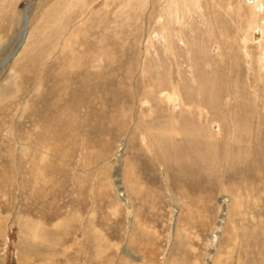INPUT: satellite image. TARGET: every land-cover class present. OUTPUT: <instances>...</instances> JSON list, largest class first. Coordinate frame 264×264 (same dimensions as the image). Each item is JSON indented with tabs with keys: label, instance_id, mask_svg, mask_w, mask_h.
Masks as SVG:
<instances>
[{
	"label": "rangeland",
	"instance_id": "obj_1",
	"mask_svg": "<svg viewBox=\"0 0 264 264\" xmlns=\"http://www.w3.org/2000/svg\"><path fill=\"white\" fill-rule=\"evenodd\" d=\"M0 264H264V0H0Z\"/></svg>",
	"mask_w": 264,
	"mask_h": 264
},
{
	"label": "bare ground",
	"instance_id": "obj_2",
	"mask_svg": "<svg viewBox=\"0 0 264 264\" xmlns=\"http://www.w3.org/2000/svg\"><path fill=\"white\" fill-rule=\"evenodd\" d=\"M27 12H28V10L25 11V29H27V27H28V24H27V27H26V23L28 22V15H27Z\"/></svg>",
	"mask_w": 264,
	"mask_h": 264
},
{
	"label": "water",
	"instance_id": "obj_3",
	"mask_svg": "<svg viewBox=\"0 0 264 264\" xmlns=\"http://www.w3.org/2000/svg\"><path fill=\"white\" fill-rule=\"evenodd\" d=\"M27 24H28V22L26 23V27H27Z\"/></svg>",
	"mask_w": 264,
	"mask_h": 264
}]
</instances>
